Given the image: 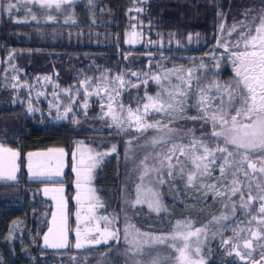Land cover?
<instances>
[{"label": "rangeland", "instance_id": "rangeland-1", "mask_svg": "<svg viewBox=\"0 0 264 264\" xmlns=\"http://www.w3.org/2000/svg\"><path fill=\"white\" fill-rule=\"evenodd\" d=\"M98 1L100 0H82L83 9L81 10L80 5L75 9V1L72 5H63L61 9H56L55 7L43 8L38 3H32L31 0H27V2H25V0H7V3L2 9H0V96H2L1 98H4V100H0V106L4 104L1 101L6 102L5 99H8L13 108L12 117L5 115L3 119H0V145L18 151L20 154L17 182L11 183V185L0 186V200L3 201V204L1 205L7 210L10 208L12 211H15V213H18V217L12 220L9 226L5 241H7L8 247L11 249L16 243L21 241H25L27 245H31L38 237L42 238L44 236V232L49 226L53 205L43 191L44 188L42 185L45 183L32 181V179L28 177V153L45 154L41 155L42 157H45L47 155H53L49 153V149L62 148L66 153L63 159H66L68 162L67 171L69 174L66 175L62 183L70 188L69 200L71 210L69 212L70 224L68 225L70 247L67 250H54L56 253H59V255L66 257V259L64 258V261L59 260L55 264H83L84 258L94 250L101 251L105 254L107 246L113 241L110 240L107 244L100 245L86 244L85 247L80 249L75 247V228L77 226L75 214L79 209L81 217H85L86 209L88 207L87 201L81 206L71 198V196L75 193L77 194L78 191L76 188L77 174L73 169H79L81 167L79 164L81 156L83 155L84 158L87 159V157L91 155L94 159L99 161L91 173L90 181L85 185L86 188L94 190L97 200L103 205L102 207H97L95 209V216L97 218L108 217L110 221L114 222L115 227L119 229L116 223L118 216L120 215L119 219L122 218L123 214L127 211L128 204H132L133 199L128 198L126 187L132 180L131 175L134 174L135 167L139 166L141 171L142 166L140 162L146 154L150 155L149 160L146 162L147 165H153L156 161L153 160L151 156H154L161 147L159 145L154 151H147L142 157H140V154L144 151V148L142 149L141 147H138V149H136L132 147L130 149V153H127V155L130 154V160L127 161V159H124L126 164L124 165L123 174H125V176L123 175V177H120V210L116 212L113 209H108L105 200L100 195L99 189L95 184L98 173L112 160L113 157L117 156V158H119V149H123L124 147L123 140L128 136L135 135L136 132L134 130L120 131L115 126H108L111 123V120L106 113L110 101L107 98V94L103 91V88H101L99 96L95 95V90L96 87L100 85L101 77L105 78L104 87H107L109 91L113 88H117V90L121 92V96L118 97V99L122 100L125 106L131 105L133 109H135L137 103L142 100L145 91H147L149 95H155L156 92L160 90L159 85H157L151 78L148 79V82L145 85L143 83L144 74H147L148 77L157 74L163 77L165 70L191 68L193 69V76H200L202 83H207L214 79L221 84H234L236 74L231 62V53L233 51H240L242 48L237 49L233 44V41L236 38V32H233L231 36H227V31L231 29L232 25H236L237 31H244L246 29L241 28V22L247 25L252 17L264 13V0H242L230 15H226L222 12L217 5L218 2H216L217 12L215 14L214 47H219L218 42L224 43L227 41V50L223 47H219L221 50L217 51L216 48L213 47L210 51L204 52L200 55H188L186 56L188 57L186 62L176 63L171 66H164L163 58L154 60L151 55H149L143 66L140 65L137 68L121 67L119 69L116 68V63L112 66L103 65L99 63L97 58L93 57V55L82 51V57L85 59L84 62L86 64L77 69L74 68L78 73V76L72 84L68 86L61 85L55 79V75L60 69L57 67L51 68V66L54 63H60L62 58H69V60L71 58H76L74 63L81 62V56L75 51L70 52L66 47L72 48L76 45L75 42L82 43L81 41L83 39H85L84 41L86 42L90 41L89 38L92 35V32L99 34L102 31H106V25L108 23L116 25L115 20H117V9H113L115 12L111 11V15H109L107 13L109 10L105 8L107 4H104L105 6L102 4L98 5ZM9 3L15 5L11 13L7 11V5ZM130 9L131 10L127 12L129 25L125 32L128 34L127 43L129 45L143 42L142 44L144 46L146 45V47H149L152 45V48L154 49L158 45L163 46L165 43H168L169 45L184 44L183 41H185V43L187 40L191 41V36H194L193 40L196 39L197 33L195 32L193 34L188 32L189 34L187 35H179L174 29H168L166 33L159 29L153 31V36L157 33V41H152L146 36L141 37L140 31L141 27L144 25L143 17H141L143 12L142 6H132ZM83 11L89 24L83 26V29H81L83 33L73 32L74 30L69 28L72 27L73 23L75 24V22H77V15L81 18L80 14L81 12L83 13ZM137 12L139 13V16H137ZM32 16H35L36 19L33 20ZM49 16L55 17V19H49ZM182 17L184 16H181V18ZM81 19L83 20V18ZM94 25L96 27H93ZM221 25H223L224 31H221ZM100 26H103V29L100 28ZM111 31L112 30L109 29L107 33L104 32V36L108 39L116 37V34ZM162 31L164 33H162ZM4 35H6L5 38L3 37ZM161 38H165L163 39V42ZM148 40L152 42L150 43ZM221 62L227 63L230 66L234 80L230 78L227 80H221L219 78L218 73ZM217 63L219 64L218 67H216ZM30 64L42 67L43 72H28L27 66ZM201 64L205 65V67L200 68ZM73 67L76 66H71V68ZM133 72L137 73V75L133 76ZM117 75H120L126 81V84L123 87L115 84V77ZM179 75L183 76L185 73L180 72ZM85 80L93 81V86L88 87V85L82 83ZM108 80L113 81V83L108 84ZM169 81L172 84L178 83L175 76H170ZM164 83L167 86L168 81H165ZM137 84H139V87H133V85ZM86 87L88 88V93H92V95H88L85 92ZM115 99H117V97L114 96V100ZM85 103L88 105L87 108L83 106ZM102 106L104 112L101 111ZM68 107H71L72 111L67 112V115H65V110ZM113 109L118 110L117 105L114 102ZM188 111L192 115L197 114L195 108H189ZM28 119L35 121L42 126L62 122L70 124L82 123L86 127V133H88V135L74 139L73 150L61 146H51L43 150L22 151L18 147H13L10 141L18 138L20 132L19 128L22 127V125L25 126ZM151 119L159 120L166 119V117L157 115ZM197 120L200 119L198 118ZM179 121L182 120L177 119L175 123ZM244 122L246 123L247 121ZM206 124H209L210 126L208 135L210 136L213 127L211 122ZM106 133L109 139L111 138L115 141V152L112 151V146L104 147L103 139H105L104 135H106ZM95 137H100V140H97V138L95 139ZM196 137L200 138L202 136L198 135ZM188 140L189 137H184L183 143H187ZM214 140L215 138L208 142L212 144ZM97 153H100L101 155L97 156ZM105 153H107V155H104ZM39 156L40 155H34L32 158H37ZM180 159L183 160L184 158L180 157ZM213 177L216 179L220 178L218 170L213 172ZM211 182V178L205 180V183ZM185 186L186 191L191 193L194 197L197 194L199 196L202 195L205 191L203 188L197 190L191 186H187L186 179ZM209 195L212 194L210 193ZM218 199L219 198L215 197L217 202ZM133 201L135 203V200ZM238 209L239 208H237L235 213L236 223L239 224L240 228H244V222H246L249 217L242 214V210L238 212ZM223 211L224 209L220 206L219 212L214 216H219ZM228 215L231 217L232 214L228 213ZM122 220L123 219H121V221ZM181 222H190L193 225V228L205 225L196 226L193 219ZM225 223H227L229 227H224L223 224L216 227L209 224V222L206 224L208 225V236H212V239H214L218 234L221 246L226 248V254L232 256L231 261L221 262L220 264H240L241 262L249 264L247 260H240L239 257L235 255L234 251L232 252V255L228 254V252L232 250L231 243L228 246H225L222 243V240L233 237L232 229L235 225L233 224L232 218ZM103 226L104 223L101 221V227ZM121 226L122 224L120 223V227ZM125 228H128L130 233L129 239L136 235V230L140 233H150L132 223H125L121 236L119 235V232L117 234L118 237H121L124 240L127 246L121 247L117 251L125 258L124 264H138V256L133 258V254L128 251L131 246L125 240ZM253 230L257 229L254 228ZM246 237H248V232H241V239L239 242L242 244L243 238ZM205 239L206 238L201 237L202 242L199 245L201 248L199 256L203 257L204 261L205 255L202 251V247L205 243ZM263 239L264 238H262V240ZM195 247L196 245L193 244V248ZM25 248L28 249V247ZM253 248L252 259L256 260L255 256L257 253L255 251L260 248V242L253 240ZM172 249L173 256L170 259V264H175L173 257L178 255V253H176L174 248ZM240 250L242 252L247 251L242 247ZM28 253L31 252L28 251ZM114 253L116 254V249ZM194 258L199 257L194 256ZM256 261H261V257ZM261 264H264V261H261Z\"/></svg>", "mask_w": 264, "mask_h": 264}, {"label": "snow or ice", "instance_id": "snow-or-ice-1", "mask_svg": "<svg viewBox=\"0 0 264 264\" xmlns=\"http://www.w3.org/2000/svg\"><path fill=\"white\" fill-rule=\"evenodd\" d=\"M27 2V0H25ZM38 3L43 8L61 9L63 5H72L74 0H31ZM14 4L7 5V11L11 13ZM247 15V14H246ZM49 19L55 17L49 16ZM35 20L36 17L32 16ZM67 22V21H66ZM244 31H237L236 25H232L227 31V36L236 32L233 41L235 48L240 51L231 53V62L235 69L236 79L234 84H221L217 80L202 83L200 76H193V69H172L165 70L163 77L157 74L148 77L144 74L143 83L146 85L151 78L160 90L155 95H149L145 91L144 97L137 103L135 109L131 105L125 106L123 101L118 99L121 92L117 88L111 91L104 87L105 78L101 77L100 85L96 87L95 95L99 96L101 88L107 94L110 103L107 106L106 115L110 118L109 127L115 126L120 131L134 130L140 135H144L152 130L155 135L145 138V145L155 148L160 145V149L154 156L156 162L149 166L147 161L150 158L146 154L140 164L141 174L140 184L137 185L136 204L147 203L149 209L160 212L163 208L159 193L152 187H144V180L148 178L149 184L166 183L165 177L174 178L179 175L181 179H186V185L197 190L203 188V196L210 193L219 198L218 202L224 209L219 216H212L209 224L219 227H229L227 222L233 219V237L223 239L222 243L228 246L231 243L232 250L228 252L239 257L240 260H247L249 264H261L264 261V243L261 247V261L252 259L253 240L261 241L264 238V13L251 18L249 24L241 22ZM221 31H224L221 25ZM219 47L228 49V42L219 43ZM219 64H216L218 67ZM205 65L201 64L200 68ZM184 72L185 75H179ZM133 76L137 73L133 72ZM170 76H175L178 83L172 84ZM165 81H168L167 86ZM195 81V83H194ZM82 83L93 86V81L85 80ZM108 84L113 81L108 80ZM115 84L123 87L126 81L120 76L115 77ZM139 87V84L133 85ZM88 95V88H85ZM114 96L117 99L114 100ZM113 102L118 110L113 109ZM87 108V103L83 105ZM189 108H195L196 115L189 113ZM72 111L71 107L65 110ZM101 111L104 112L102 106ZM166 117V119H151L154 116ZM204 123L211 122L213 131L208 137H196L194 129H181L170 127L177 119H197ZM244 121H247L246 123ZM184 137H189L187 143H183ZM215 138L212 144L208 141ZM139 139V136L133 137ZM128 143H131L129 141ZM116 146H112L115 152ZM53 154L49 157V170L47 172L33 171L32 157L34 154L28 153V169L33 176L62 175L63 158L66 155L64 150L49 149ZM19 152L0 145V179L15 181L18 170L17 160ZM97 153V156H100ZM104 155H107L105 153ZM180 157L184 159L181 160ZM99 161L91 155L79 161L80 168L73 169L77 174V194L74 197L78 205L83 206L88 202L86 216L81 217L80 210L76 212L75 247L77 249L85 247L86 244L100 245L107 244L110 240H118L119 229L108 217L95 216V209L102 207L97 200L94 190L86 188L85 185L91 179V173ZM39 168L40 165H37ZM220 178L213 177V172L217 171ZM211 178V183L205 180ZM50 190L45 188V194ZM52 199L56 201L57 212L52 214V227L48 228V233L43 239L47 246L52 248H65L68 246V217L67 200L62 195L63 188L51 189ZM255 193V194H254ZM235 198V199H233ZM200 197H198V201ZM237 208L242 210V214L249 217L244 222L245 227L240 228L236 223L235 213ZM231 213V217L228 215ZM101 221L104 226L101 227ZM208 225L193 228L190 222L177 221L176 230L170 235L153 236L148 233H140L136 230V235L129 239L128 228H125V240L130 244L128 251L136 256H147V261L143 264H162L158 255L145 251V248L153 244H165L171 241L169 247L174 248L178 255L173 259L175 264H205L203 257H200L202 242L201 237L207 238ZM257 230H253V229ZM248 232V237L240 241V233ZM236 241V242H233ZM193 244L196 245L193 248ZM179 245V246H178ZM241 247L246 252H242ZM199 257V258H194ZM139 264V262H138Z\"/></svg>", "mask_w": 264, "mask_h": 264}, {"label": "trees", "instance_id": "trees-1", "mask_svg": "<svg viewBox=\"0 0 264 264\" xmlns=\"http://www.w3.org/2000/svg\"><path fill=\"white\" fill-rule=\"evenodd\" d=\"M242 0H100L98 5L107 4L105 8L109 11L107 13L111 15L113 9H117L116 25L108 23L106 25V31H102L97 34L92 32L90 41L75 42L74 47H66L71 51H75L81 56V62L74 63L76 58L65 59L62 58L60 63H54L51 68L57 67L60 69L55 75V79L61 85L68 86L77 78L78 73L74 68H79L86 64L85 59L82 57V51L87 54L93 55L97 58L98 62L112 66L116 63V68L121 67H138L143 66L147 60V56L155 59L164 60L163 65L171 66L176 63L186 62L188 55H200L204 52L210 51L214 47V28H215V14L217 12L216 2L218 6L226 15H230L231 12L236 9L238 3ZM132 6H142V16L144 25L141 27V37L146 36L152 41H157V33L153 36V31L159 29L165 33L168 29L176 30L179 35H187L189 33H197L196 39L191 36V41H183L181 45H169L165 43L163 46H157L152 48L144 46L142 43L135 45H129L127 43L126 30L128 28L129 17L127 12L130 11ZM97 10V9H95ZM78 11V10H77ZM115 12V11H114ZM182 14V15H181ZM72 27L73 32L83 33L81 29L83 26L88 25L87 18H85L84 11L81 12L79 18ZM137 16L139 13L137 12ZM181 16H184L181 18ZM116 19V17H115ZM93 27H96L95 25ZM103 29V26H100ZM111 29L112 33L116 34L113 39H108L104 36V32H108ZM162 31V33H164ZM189 32V33H188ZM4 38L6 35L3 36ZM154 39V40H153ZM156 39V40H155ZM162 42L163 39L161 38ZM4 40V39H3ZM148 40L150 43L152 41ZM84 41V42H83ZM174 41V40H173ZM165 42V41H164ZM172 44V43H171ZM177 45V46H176ZM217 51L221 48L214 47ZM30 64L27 66V71L43 72L42 67L34 66ZM71 66H76L71 68ZM61 67V68H60ZM50 68V69H51ZM219 78L221 80L233 79L231 68L227 63L220 64ZM0 100H4L1 98ZM1 101L4 104L0 106V119H3L5 115L13 116V108L8 99ZM10 104V105H9ZM170 127L181 129H194L195 135L208 137L210 126L203 123L201 120H187L184 119L177 123H173ZM19 136L10 141L13 147H18L22 151L43 150L51 146H61L69 150H73L74 139L88 135L86 133V127L82 123L70 124L67 122L54 123L48 126H42L35 121L28 119L25 126L19 128ZM93 134V133H92ZM152 130H149L144 135L136 133L133 136L125 138L123 149H119V158L113 157L112 160L107 163L102 170L99 171L96 179V186L99 189L100 195L106 202L108 209H113L118 212L120 209V189L121 179L125 176L124 165L126 164L124 159L130 160V149L141 147L144 151L140 154L142 157L147 151L150 152L157 149L159 145L153 148L151 145H145V138L155 135ZM139 136V139H133V137ZM100 140V137L95 139ZM104 147H111L115 145L113 139H109L104 135ZM131 141V143H128ZM94 142V140H93ZM97 145V144H95ZM99 146V145H98ZM118 147V144H117ZM120 147V145H119ZM137 155V154H136ZM140 159V158H139ZM140 162V161H139ZM141 174L139 166L135 167L134 174L131 175V182L126 187L128 198L136 200L137 197V185H139ZM166 183L156 184L153 182L149 184L148 178L144 180V187H152L154 191L159 193V197L162 203V210L155 212L149 209L147 203L136 204L132 200V204H128L126 213L123 217L116 221L119 227V235L121 236L123 226L125 223H132L142 230L148 231L153 236L170 235L176 230L175 226L177 221H190L194 220L196 226L206 225L220 210V203L215 200L213 195H196L195 197L186 191L185 179H181L174 174V178L165 177ZM11 185V183H0V186ZM198 197L200 200L198 201ZM3 201L0 200V264H55L59 260H63V255H59L54 250L69 249L70 237L68 236V246L65 248H52L45 244L43 237L37 238V240L27 245L25 241L16 243L13 248L8 247L7 241H5L6 233L12 220L18 217V213L12 211L10 208L7 210L1 205ZM241 209H238L240 212ZM121 219H123L121 221ZM120 223L122 226L120 227ZM48 233V228L44 232V235ZM202 247V251L205 255V264H220L221 262L231 261L232 256L226 254V248L221 246V242L218 239V234L214 239L212 236H208ZM260 244L264 243V239L259 241ZM171 241L165 244H153L145 248V251L152 252L158 255L162 264H170V259L173 256V249L169 247ZM25 247H28L26 249ZM121 247H127L124 240L119 237L118 240H113L110 245L107 246L105 254L101 251H92L83 260V264H124L125 258L122 254L118 253V249ZM102 249V248H101ZM116 249V254L114 253ZM261 247L255 252L257 255L255 259L261 257ZM30 251L31 253H28ZM147 256H138L140 264L147 261ZM241 262L240 264H244Z\"/></svg>", "mask_w": 264, "mask_h": 264}, {"label": "flooded vegetation", "instance_id": "flooded-vegetation-1", "mask_svg": "<svg viewBox=\"0 0 264 264\" xmlns=\"http://www.w3.org/2000/svg\"><path fill=\"white\" fill-rule=\"evenodd\" d=\"M79 1V2H78ZM7 3V0H0V9L3 8V6ZM75 9L80 5L81 6V10L83 9V2L82 0H75ZM51 155H47L45 157H42L41 155L37 158H32V162H33V171H41V172H47L49 170V157ZM37 165H40V167L38 168ZM67 166H68V162L67 160L63 159V168H62V175L60 176H49V175H40V176H33L32 174V171H29L28 169V166H27V169H28V177L30 179H32V181H37V182H43L45 184L42 185V187L44 188L45 186H48V188H63L64 189V192H63V195L64 197L66 198L67 200V204H68V208H67V217H68V225L70 224V218H69V212L71 210V207H70V188L69 186H67L66 184L62 183V181L64 180V178L66 177V175L68 174V169H67ZM69 175V174H68ZM70 178V177H69ZM50 191L48 192V194H46L47 198L50 199V201L52 202V205H53V211H52V214L57 212V209L55 207V204H56V201L52 199L53 195H57L59 196L60 194L58 193H53L51 191V189H49ZM44 191V189H43ZM76 196V193L73 194L71 196V198L73 200L74 197ZM52 215H51V218L49 220V227H52Z\"/></svg>", "mask_w": 264, "mask_h": 264}, {"label": "water", "instance_id": "water-1", "mask_svg": "<svg viewBox=\"0 0 264 264\" xmlns=\"http://www.w3.org/2000/svg\"><path fill=\"white\" fill-rule=\"evenodd\" d=\"M17 164H18V170L16 171L15 175H16V180L15 181H9V180H3V179H0V183H15L17 182L18 180V174H19V158L17 160ZM47 188V189H52V188H48V186H45L44 189ZM63 195V194H62ZM64 196V195H63ZM55 207H56V204H55ZM67 208H68V204H67Z\"/></svg>", "mask_w": 264, "mask_h": 264}, {"label": "crops", "instance_id": "crops-1", "mask_svg": "<svg viewBox=\"0 0 264 264\" xmlns=\"http://www.w3.org/2000/svg\"><path fill=\"white\" fill-rule=\"evenodd\" d=\"M75 1V0H74Z\"/></svg>", "mask_w": 264, "mask_h": 264}]
</instances>
